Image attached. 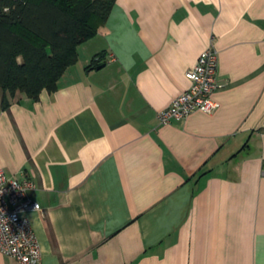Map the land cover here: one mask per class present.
<instances>
[{"label": "crops", "instance_id": "crops-1", "mask_svg": "<svg viewBox=\"0 0 264 264\" xmlns=\"http://www.w3.org/2000/svg\"><path fill=\"white\" fill-rule=\"evenodd\" d=\"M211 46L215 111L161 126ZM0 170L42 264H264V0H117L57 91L0 88Z\"/></svg>", "mask_w": 264, "mask_h": 264}, {"label": "trees", "instance_id": "trees-1", "mask_svg": "<svg viewBox=\"0 0 264 264\" xmlns=\"http://www.w3.org/2000/svg\"><path fill=\"white\" fill-rule=\"evenodd\" d=\"M116 2L0 0V88L35 101L57 91L78 47L97 34Z\"/></svg>", "mask_w": 264, "mask_h": 264}, {"label": "built area", "instance_id": "built-area-1", "mask_svg": "<svg viewBox=\"0 0 264 264\" xmlns=\"http://www.w3.org/2000/svg\"><path fill=\"white\" fill-rule=\"evenodd\" d=\"M218 69L217 52L211 46L186 73L190 87L159 113V124L168 126L195 112L213 113L217 107L213 94L220 87ZM30 186L25 180L7 178L0 170V252L14 258L18 264H42L41 246L25 216L28 212L41 211L40 204L28 195Z\"/></svg>", "mask_w": 264, "mask_h": 264}]
</instances>
